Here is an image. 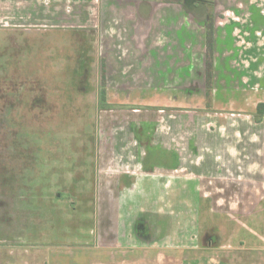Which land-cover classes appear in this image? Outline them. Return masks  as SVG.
<instances>
[{
    "label": "rangeland",
    "instance_id": "rangeland-1",
    "mask_svg": "<svg viewBox=\"0 0 264 264\" xmlns=\"http://www.w3.org/2000/svg\"><path fill=\"white\" fill-rule=\"evenodd\" d=\"M125 1L0 0V264H173L175 223L184 234L189 224L197 249L231 233L252 250L264 246V122L241 123L230 115L211 121L217 124L211 129L207 125V138L221 144L209 148L228 155L233 144L232 153L243 160L224 181L201 184L209 190L236 182L226 188L232 193L189 196L194 211L176 212L171 202L169 209L147 211L150 219L162 220L147 228L162 239L157 247L112 253L98 245L100 208L108 202L97 189L105 154L101 132L107 133L100 109L106 58L99 48L106 31L100 28L106 22L102 12L131 9ZM211 11L222 27L242 30L238 42L227 37L223 44L228 68L258 71L264 82V0H218ZM253 12L262 15L254 20ZM186 199L179 196V203Z\"/></svg>",
    "mask_w": 264,
    "mask_h": 264
},
{
    "label": "crops",
    "instance_id": "crops-1",
    "mask_svg": "<svg viewBox=\"0 0 264 264\" xmlns=\"http://www.w3.org/2000/svg\"><path fill=\"white\" fill-rule=\"evenodd\" d=\"M125 2L131 9L102 12L106 22L100 30L103 28L106 35L99 30L105 36L99 45L106 58L105 105L100 109L106 116L107 133L101 132L100 152L105 154L99 160L97 189L108 202L100 208L97 239L98 245L112 253L124 248L123 252L139 246L157 247L162 239L147 228L160 226L162 220L156 215V223L147 211L169 209L165 205L170 202L176 212L183 207L194 211L189 196L232 193L226 188L238 186L236 182H220L208 190L201 184L202 180H208L204 181L207 184L216 179L224 181L226 173L236 170L233 165L243 160L232 153L233 144L228 145L229 156L210 149L221 146L207 138V125L209 129L217 125L211 121L230 115L241 123L264 122V116L260 122L256 119L258 105L264 103L263 79L258 71L233 72L224 52L227 37L238 42L241 29L222 27L221 18L214 15L213 86L208 106L207 13L170 1ZM162 4L167 7L160 9ZM261 15L253 12L250 16L255 20ZM252 65L258 69L257 63ZM206 116L215 118L204 123ZM218 128L224 129L221 124ZM205 148L207 155L202 153ZM179 196H187L186 202L179 203ZM187 215L189 222L191 216ZM175 227L171 237L173 264L184 259L187 264H264V246L252 250L236 233L197 249L189 224L186 234L179 232L178 223ZM251 238L259 239L255 235Z\"/></svg>",
    "mask_w": 264,
    "mask_h": 264
},
{
    "label": "trees",
    "instance_id": "trees-1",
    "mask_svg": "<svg viewBox=\"0 0 264 264\" xmlns=\"http://www.w3.org/2000/svg\"><path fill=\"white\" fill-rule=\"evenodd\" d=\"M208 54L210 56L207 64V88H208V106H210L211 96L210 91L213 86V61H212V54H213V22L212 18H210V23L208 25ZM264 115V103H259L258 111H257V121H261Z\"/></svg>",
    "mask_w": 264,
    "mask_h": 264
},
{
    "label": "flooded vegetation",
    "instance_id": "flooded-vegetation-1",
    "mask_svg": "<svg viewBox=\"0 0 264 264\" xmlns=\"http://www.w3.org/2000/svg\"><path fill=\"white\" fill-rule=\"evenodd\" d=\"M173 2L182 3L194 9H203L207 13L208 16L207 38H208V25L210 23V18H212V22L214 19V12H212L211 9L215 4V0H174ZM213 37H214V25H213Z\"/></svg>",
    "mask_w": 264,
    "mask_h": 264
}]
</instances>
